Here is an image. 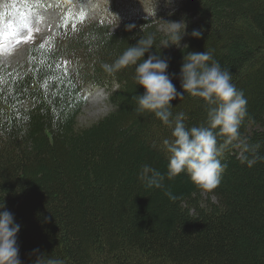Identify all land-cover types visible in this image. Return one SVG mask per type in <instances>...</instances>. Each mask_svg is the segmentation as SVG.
<instances>
[{
	"label": "trees",
	"instance_id": "16d2710c",
	"mask_svg": "<svg viewBox=\"0 0 264 264\" xmlns=\"http://www.w3.org/2000/svg\"><path fill=\"white\" fill-rule=\"evenodd\" d=\"M178 6L169 18L140 16L116 32L102 21L62 26L31 44L24 65L0 69V205L20 225L21 264L41 256L63 264H264V161L248 167L230 147L211 190L184 173L165 180V189L137 178L144 164L166 172L162 142L171 129L134 111L132 97L144 91L133 81L134 65L113 74L103 65L148 35L153 48L143 59L169 58L170 74L188 52L212 51L247 100L241 135L264 156V0ZM162 21L186 24L180 46H161L168 40ZM194 29L203 36L191 37ZM172 82L183 91L178 78ZM88 86L103 88L114 109L80 127ZM171 104L186 127L204 123L200 98L185 94Z\"/></svg>",
	"mask_w": 264,
	"mask_h": 264
},
{
	"label": "clouds",
	"instance_id": "9594fccd",
	"mask_svg": "<svg viewBox=\"0 0 264 264\" xmlns=\"http://www.w3.org/2000/svg\"><path fill=\"white\" fill-rule=\"evenodd\" d=\"M165 24L168 40L161 46H180L182 38L188 34L186 24L183 21ZM134 27V24L127 26L128 30ZM190 35L199 39L203 36V30L194 29ZM153 42L152 35L140 38L112 64L103 65L109 74L134 65L133 81L144 89L142 94L132 97L135 101L134 111L138 115L152 113L171 129L172 138L162 142V150L168 159L166 172L161 173L144 164L138 173V180L147 188L165 189V180L171 181L184 173L198 187L211 190L221 182L227 168L221 161L225 150L230 147L239 149V159L248 167L264 161V156L259 154L260 144L250 145L241 135L240 128L248 115L247 100L243 91L231 82V71L222 68L214 59L212 51L206 50L188 52L183 56L179 73L170 74L167 71L169 58L150 54L147 59H143L145 53L153 48ZM174 78L179 79L182 92L173 84ZM185 94L204 102L206 119L203 124L186 127L183 112L173 117L171 101L183 99ZM221 139L222 143L219 142ZM165 195L172 200L176 199L168 190H165ZM19 231L20 225L3 203L0 205V264H21L17 244ZM35 264L63 262L41 256Z\"/></svg>",
	"mask_w": 264,
	"mask_h": 264
},
{
	"label": "rangeland",
	"instance_id": "374dc122",
	"mask_svg": "<svg viewBox=\"0 0 264 264\" xmlns=\"http://www.w3.org/2000/svg\"><path fill=\"white\" fill-rule=\"evenodd\" d=\"M180 2L182 0H0V46L7 48V51L0 50V69L24 65L30 44L52 35L62 21L64 26L73 28L71 25L80 14L92 19V23H98L96 20L101 17L99 19L111 24V31L116 32L140 16L159 18L166 13L169 18ZM165 22H160V30L168 35ZM29 30L32 39L24 42ZM182 41L183 38L180 43ZM86 99L79 117L80 127L95 123L114 109L105 90L88 86Z\"/></svg>",
	"mask_w": 264,
	"mask_h": 264
},
{
	"label": "snow or ice",
	"instance_id": "6c2138e0",
	"mask_svg": "<svg viewBox=\"0 0 264 264\" xmlns=\"http://www.w3.org/2000/svg\"><path fill=\"white\" fill-rule=\"evenodd\" d=\"M32 39V36H31V30H29V35L27 36V37H25V40H24V42H27V41H29V40H31ZM21 41H19V40H17V43H20ZM41 47H43V45H41ZM0 50H2V51H7V48L6 47H2V46H0Z\"/></svg>",
	"mask_w": 264,
	"mask_h": 264
}]
</instances>
